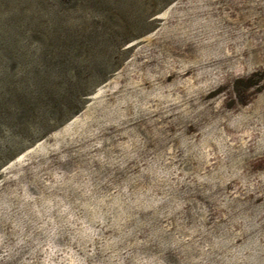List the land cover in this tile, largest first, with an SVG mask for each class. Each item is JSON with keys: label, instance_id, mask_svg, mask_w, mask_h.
I'll return each instance as SVG.
<instances>
[{"label": "rangeland", "instance_id": "1", "mask_svg": "<svg viewBox=\"0 0 264 264\" xmlns=\"http://www.w3.org/2000/svg\"><path fill=\"white\" fill-rule=\"evenodd\" d=\"M0 264H264V0H0Z\"/></svg>", "mask_w": 264, "mask_h": 264}, {"label": "trees", "instance_id": "2", "mask_svg": "<svg viewBox=\"0 0 264 264\" xmlns=\"http://www.w3.org/2000/svg\"><path fill=\"white\" fill-rule=\"evenodd\" d=\"M89 37L91 38V36ZM77 38L78 37H76V40ZM76 40L75 37L72 36L46 37L43 41H39L42 43L39 44L38 49L42 50L43 52L71 53L80 47Z\"/></svg>", "mask_w": 264, "mask_h": 264}]
</instances>
